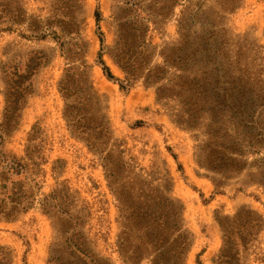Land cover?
<instances>
[{"label":"trees","instance_id":"obj_1","mask_svg":"<svg viewBox=\"0 0 264 264\" xmlns=\"http://www.w3.org/2000/svg\"><path fill=\"white\" fill-rule=\"evenodd\" d=\"M115 1L120 6L115 15L117 40L111 57L125 79L120 81L113 75L104 62L102 50L99 65L105 77L127 92L140 81L156 88L160 101L177 103L175 122L190 131H196L199 122L208 116L216 130L207 134L219 143L207 144V149H201L206 155L201 164L221 173L244 170L247 164L238 158L244 157V148L257 154V146L264 145V129L251 134L239 131L260 128L256 117L263 105L243 103L246 91L240 86L219 88V91L211 86L213 76L217 80H226L231 72L232 63L226 66L221 60L228 57V44L220 36L225 30L211 25L206 26L207 30L202 34L194 32L195 21L188 25L181 20L178 43L165 47L160 53L163 65H156L147 35L152 28H159L172 18L180 0ZM214 1L222 15L233 13L243 3V0ZM53 2L56 9L53 16L41 20L29 15L23 0H0V33H13L21 28L28 33L22 34L23 39L43 41L51 32L52 39L69 62L58 86L65 100L64 117L74 137L100 157L109 189L118 203L120 232L116 253L120 264H185L193 239L185 226L184 208L172 197L170 174L166 172L163 178V173L156 169L140 170L125 160L90 79L89 43L79 42L81 33L71 31L81 25L69 15L71 4L75 7L82 0ZM101 17L98 10L95 14L98 26ZM55 29L66 36L77 35L70 39L72 49ZM102 36L99 41L104 47ZM49 59L42 52H32L24 63L14 60L1 67L5 92L0 119V221H16L38 206L51 219L57 233L50 252L52 264H117L95 252V244L87 232L89 216L85 218L74 213L77 200L69 187L43 193L48 163L45 143H37L38 139L33 135L23 156L6 150L7 140L21 126L28 98L33 94V79ZM85 76H88V84L79 86L77 77ZM228 124L234 126L240 139L247 135L245 147L241 141L227 140L231 131ZM222 140L224 142H220ZM218 222L223 244L217 264H243V251L248 250L256 234L263 230L264 220L253 211H240L234 217ZM0 264H14L11 248L0 246Z\"/></svg>","mask_w":264,"mask_h":264},{"label":"rangeland","instance_id":"obj_2","mask_svg":"<svg viewBox=\"0 0 264 264\" xmlns=\"http://www.w3.org/2000/svg\"><path fill=\"white\" fill-rule=\"evenodd\" d=\"M55 2L23 0V5L30 16L49 20L56 10ZM73 5L69 15L81 25L71 31L81 33L79 42L89 43L90 79L117 146L132 166L147 172L156 169L163 173V178L166 172L170 174L172 197L182 204L185 226L193 239L185 264H217L223 244L219 219L234 217L240 211H253L264 220V145L257 146V154L243 149L244 157L238 160L247 167L242 171L221 173L204 168L201 162L206 155L201 149L219 143L207 134L216 130L208 116L199 122L196 131H190L175 122L177 103L160 101L156 88L140 81L127 92L105 77L99 65L102 50L104 62L113 75L120 81L125 79L111 57L117 40L115 15L120 4L115 0H82L81 4ZM98 10L102 16L99 26L95 19ZM220 11L214 0H180L172 18L161 27L152 28L147 35L154 64L163 65L160 53L178 43L181 20L188 25L195 21L194 32L202 34L206 26H221L225 31L220 36L228 44V57L221 60L226 66L232 63V69L226 80L213 76L211 86L218 91L240 86L246 91L243 103L264 108V0H243L230 14L222 15ZM55 30L72 49L70 39L77 35L66 36ZM22 34L28 33L21 28L13 33H0V119L5 92L1 67L14 60L24 63L32 52H42L50 59L33 79V94L28 98L21 126L7 140L6 150L21 157L31 136L35 135L37 143L43 141L48 162L43 193L69 187L77 200L74 213L89 216L87 232L95 244V252L120 264L116 253L120 232L118 203L109 189L100 157L74 137L64 117L65 100L58 86L69 62L51 32L43 41L23 39ZM101 34L104 47L99 41ZM77 81L79 86H85L88 76L77 77ZM263 108L256 117L260 128L239 133H259L264 129ZM228 129L231 130L228 141L247 145V135L240 139L233 125L228 124ZM56 236L53 222L38 206L16 221H0V246L11 248L14 264H52L50 252ZM243 252V264H264V227Z\"/></svg>","mask_w":264,"mask_h":264}]
</instances>
